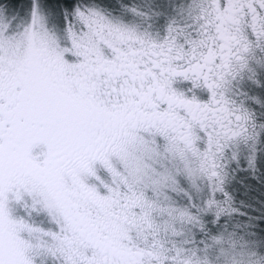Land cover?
I'll return each mask as SVG.
<instances>
[{"label":"snow or ice","instance_id":"snow-or-ice-1","mask_svg":"<svg viewBox=\"0 0 264 264\" xmlns=\"http://www.w3.org/2000/svg\"><path fill=\"white\" fill-rule=\"evenodd\" d=\"M0 264H264V0H0Z\"/></svg>","mask_w":264,"mask_h":264}]
</instances>
